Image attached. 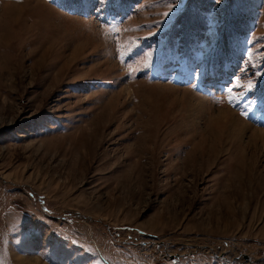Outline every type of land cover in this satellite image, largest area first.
Masks as SVG:
<instances>
[{"label":"rangeland","instance_id":"1","mask_svg":"<svg viewBox=\"0 0 264 264\" xmlns=\"http://www.w3.org/2000/svg\"><path fill=\"white\" fill-rule=\"evenodd\" d=\"M261 131L264 0H0V264H264Z\"/></svg>","mask_w":264,"mask_h":264},{"label":"trees","instance_id":"2","mask_svg":"<svg viewBox=\"0 0 264 264\" xmlns=\"http://www.w3.org/2000/svg\"><path fill=\"white\" fill-rule=\"evenodd\" d=\"M173 62H175V64H176V66H177L178 69L181 68V67H185V66H187V64H188L189 66H191V64L188 63V62H186V61H182V62H181V61H177V60H174V59H166V60H163V61L161 62V67L164 66V68H163V70H160V71H164L165 67H166L168 64L173 63ZM161 67H160V69H161Z\"/></svg>","mask_w":264,"mask_h":264},{"label":"bare ground","instance_id":"3","mask_svg":"<svg viewBox=\"0 0 264 264\" xmlns=\"http://www.w3.org/2000/svg\"><path fill=\"white\" fill-rule=\"evenodd\" d=\"M222 114H223V113H222ZM261 132H263V133H264V131H261ZM33 264H39V261H38V259H36V260H35V262H34Z\"/></svg>","mask_w":264,"mask_h":264}]
</instances>
